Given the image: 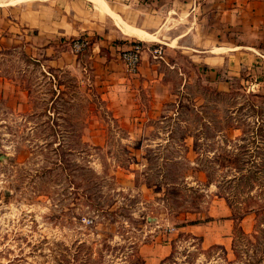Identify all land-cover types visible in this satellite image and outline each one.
<instances>
[{
  "label": "rangeland",
  "instance_id": "374dc122",
  "mask_svg": "<svg viewBox=\"0 0 264 264\" xmlns=\"http://www.w3.org/2000/svg\"><path fill=\"white\" fill-rule=\"evenodd\" d=\"M102 1L157 42L83 0H0V264H224L203 253L217 244L232 259L213 181L264 164V0ZM135 41L162 53L128 73L119 54ZM167 160L193 167L195 190L180 183L166 200ZM86 161L105 179L91 193L106 220L76 186Z\"/></svg>",
  "mask_w": 264,
  "mask_h": 264
},
{
  "label": "trees",
  "instance_id": "16d2710c",
  "mask_svg": "<svg viewBox=\"0 0 264 264\" xmlns=\"http://www.w3.org/2000/svg\"><path fill=\"white\" fill-rule=\"evenodd\" d=\"M63 85V83H57V89L59 90L58 95L63 92L60 90V87ZM213 92L220 94L216 91ZM232 92L234 93V91H230L229 93H221V95L231 94ZM58 95L56 97H58ZM53 102L54 101H52V104ZM78 122L83 127H86L87 120L84 121V119H79ZM82 131L83 129L80 128L77 136L78 141L76 142V145L79 146L78 153H83L85 151L84 148L86 143H81ZM2 154L3 153H0V155ZM59 162H61V160ZM167 162L170 164L167 165L164 163L160 165L158 172L159 174L165 173L163 175L164 178L158 185L165 188L166 200L171 199L169 196L170 191L178 188L180 183L187 190H195L194 187H188V184L185 182L186 173L193 170V167L179 161L167 160ZM84 163L81 167L82 170L86 171L81 174V177L84 179H79V183L76 186L77 188L83 186L85 189L83 197L85 199L87 209H93V212H96L95 215L97 214L98 218L106 220L107 215H111V213L105 211L106 209L103 210L96 207L101 206L97 203L94 205L93 200L96 198V193H91V190L94 187L101 186L105 179L103 176L97 175L93 172V170L89 167L88 161ZM167 166L170 167L168 168ZM199 170L205 173V176L209 179V181H213L211 179L212 173H208L207 169L200 168ZM235 170L236 173L230 179L221 178L222 180H218L219 182L217 180L213 181L218 188V197L225 201L226 206L231 211L232 220L234 221L232 241L230 245L232 259L229 260L227 258L226 249L223 246L217 244L210 246L208 249L203 251V253L208 255L215 250H219L222 254L221 259L223 260L224 264H264V164H257L246 168L244 166L237 165ZM146 184L148 186H152L149 182ZM205 197L206 195L203 193H195L194 196L196 201L201 202L199 204L208 203L209 205V202L205 201ZM197 213L200 212L198 211ZM249 216L253 217V225L251 231L247 233L242 229L241 223L246 217ZM208 221H210L209 218H206L204 221H190L187 223V225L195 226ZM184 226L186 225H181L180 227ZM199 241L202 243L201 239H199ZM103 246L110 248L105 243ZM173 252L174 244L171 254H173ZM138 260L141 261L140 259Z\"/></svg>",
  "mask_w": 264,
  "mask_h": 264
},
{
  "label": "built area",
  "instance_id": "2783aa9c",
  "mask_svg": "<svg viewBox=\"0 0 264 264\" xmlns=\"http://www.w3.org/2000/svg\"><path fill=\"white\" fill-rule=\"evenodd\" d=\"M83 46L84 45H79L76 46V48L81 49ZM146 51L153 55L162 53L161 47L151 49V47H146L142 42L136 41L131 43L126 49L122 50V52L119 54V59L125 71L128 73H136L139 69L142 55ZM172 230V228L166 229L168 233H171Z\"/></svg>",
  "mask_w": 264,
  "mask_h": 264
},
{
  "label": "bare ground",
  "instance_id": "6f19581e",
  "mask_svg": "<svg viewBox=\"0 0 264 264\" xmlns=\"http://www.w3.org/2000/svg\"><path fill=\"white\" fill-rule=\"evenodd\" d=\"M22 2V1H30L32 2L33 0H7L8 3L10 4H15V2ZM86 2H90L92 4L98 5L97 7L100 8L101 10H103L107 15H110L111 18L113 20H115L117 22V24L119 25V29L121 30V32L124 35H127L129 37H134L137 38L140 41L143 42H157V38L153 35H150L149 33H145L143 31L137 30V29H133L130 26L128 27L127 25H125L118 16H116L115 14L111 13L108 9V7L103 3L102 0H83ZM109 16V17H110ZM159 42V41H158Z\"/></svg>",
  "mask_w": 264,
  "mask_h": 264
},
{
  "label": "crops",
  "instance_id": "0c3cea01",
  "mask_svg": "<svg viewBox=\"0 0 264 264\" xmlns=\"http://www.w3.org/2000/svg\"><path fill=\"white\" fill-rule=\"evenodd\" d=\"M7 5V4H6ZM130 26V25H129ZM131 27V26H130ZM132 28H134V27H132ZM134 29H137V28H134ZM137 30H140V31H143V30H141V29H137ZM143 32H145V31H143ZM145 33H147V32H145ZM150 34V33H149ZM150 35H153V36H155L156 38H157V36H156V34H150ZM181 37H183V35L182 36H179V37H177L175 40H177V39H179V38H181ZM174 40V41H175ZM192 227V226H191ZM183 228H185V227H183ZM169 244V243H168ZM168 244H165L164 243V247L163 248H165V250H169L168 248H167V245ZM164 256H166V254H164ZM160 259V258H159ZM158 259V260H159ZM154 260H156L155 258H154ZM154 260H153V262H154Z\"/></svg>",
  "mask_w": 264,
  "mask_h": 264
}]
</instances>
